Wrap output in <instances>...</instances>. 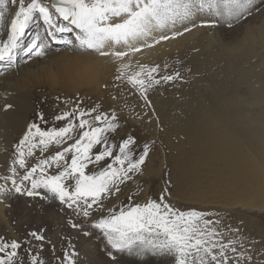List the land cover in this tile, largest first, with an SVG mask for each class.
Segmentation results:
<instances>
[{
	"label": "rangeland",
	"instance_id": "obj_1",
	"mask_svg": "<svg viewBox=\"0 0 264 264\" xmlns=\"http://www.w3.org/2000/svg\"><path fill=\"white\" fill-rule=\"evenodd\" d=\"M9 1L10 5H7V7L9 10H12L15 5L11 3V0ZM45 3L50 4L51 0H45ZM3 7L5 6L0 5V9ZM8 18L7 14L5 20L7 21ZM209 19L212 18L200 16L199 18L197 17L195 23L197 26H200L203 20ZM60 23L68 25L67 21H60ZM68 26L72 27L71 25ZM33 28H37L41 31L44 30L46 33L47 25L44 24L39 16H34L26 28V33ZM199 30L202 31L199 37L203 45H206L205 48L211 52L215 51L214 56L217 61H220L221 70L219 69L216 72L218 79H222L223 84L226 86L236 84L239 88L237 87L238 90L236 91L237 93L234 94L233 99L231 97V102L233 104L236 103L234 104L236 105L234 111L222 115L223 117L226 116L225 118L228 119L230 117L229 120L231 121H228V123L231 124H229V126L227 123V125L225 124L229 128L217 123L206 124L209 128L206 129V132H208L207 135L212 137L213 140L208 146H210L211 149L218 150V152L211 150L213 151L212 153L209 147L208 150H205L207 152H200L203 155L199 152H197L199 153L198 157L196 156L197 153L195 157L192 155L195 159L190 157V155L186 157V148L184 147L187 144L183 141L186 138L182 139V143H179V145H177L178 141H175V145V142H172L170 138L171 130L164 124L162 125V118L158 117V113L154 112L153 105L149 101H146L143 95L133 93L134 88L126 83V80L125 83L127 87L121 90L119 85L111 83V86L110 82H108L115 76H110V80H105L101 72L98 73L97 71L89 69L90 61L89 59L87 60L85 54L90 55L94 53H90L87 50H78L75 53V55L77 54L76 56H70L66 53L67 50L73 51V49L67 46L64 41L68 39L74 40L75 29L73 32L57 33L54 39L56 46L51 42L53 40L51 37H48L47 34L43 36L44 42L48 45L43 57H36L34 52L31 54L26 52V54H22L23 57L20 56L14 59L11 66L6 65L4 61H0V79L2 78L7 81L8 73L14 68V71H19L16 75L14 74L11 77L13 82L17 80L20 81V85L18 84L16 91L26 95L32 102L34 101L33 105L35 106L32 107L34 108L33 110L31 109L33 112L30 111L28 115V124L35 122L45 129H48V127L51 129L53 127L64 126L66 121H57L55 119L56 115L64 111L72 110L79 98V100L83 101V107L85 108L91 109L97 107L99 112L109 115L115 112L119 127L116 132L108 134V142L110 145H118L123 139L130 135L136 141V144L133 146L134 152L136 155H139L144 144H150L151 150L145 164L142 166V173L133 175L131 180L121 185V191L119 193L105 201L106 210L113 206L120 207L126 205L129 202V196H132L135 202L141 203L146 201L149 197L158 199L164 189L167 188L169 203L173 204L175 207L181 210L195 209L197 211L206 212L209 214L206 217L207 219L213 222L219 221L216 227L222 233V242L228 243L229 240L234 241L235 247L237 248L236 254L231 251L227 253L232 264H235L238 258L240 259V264H264V0H254L252 15L234 22L231 27L220 22L215 27L200 26ZM24 38L25 36L22 37V39ZM30 43L31 42H28L26 44L29 46ZM37 43L40 42L38 41ZM199 49L201 50V48ZM28 62L32 63V65ZM28 71L34 72V75L27 77ZM13 73L12 71L11 74ZM194 77H191V79ZM113 80L117 79L114 78ZM203 84L200 86L202 89L198 88V91L200 90L199 93L201 90L207 92V87L208 91L212 90L207 83ZM163 95L164 94H162L161 97ZM196 96L198 97L199 94ZM31 98H33V100ZM39 100L41 103H39ZM42 101L44 102L42 103ZM41 105L43 106L40 109ZM35 110H37V112ZM54 113L56 114L54 115ZM41 114L44 115L43 121L39 118ZM208 119L212 120V116H208L207 121ZM59 123L61 124L60 126ZM231 125H233V127ZM224 127L227 132L225 129H219ZM210 131L214 133L211 134ZM18 136H21V133ZM173 137H176L175 133ZM237 139L239 140L237 141ZM220 141L223 142L224 147L219 145ZM18 142L19 139L13 141V145L10 147L12 150H10V153L6 152L9 156V167L16 156V152H14L15 148L13 149V147H16ZM71 142L73 141H68V143ZM179 142H181V140H179ZM227 143L231 147L227 146ZM233 143H237L236 146L235 144L233 145ZM56 147L55 145H51L43 154L38 148L33 157L27 158L28 164L30 166L34 165L39 160L37 158L41 159L45 155L54 154ZM102 147L103 145H97L93 151L96 152ZM0 149H3L1 144ZM4 149L2 151H4ZM52 149H55V151ZM226 150L229 152L232 151L233 153L237 151V157L231 158V161H233L231 164H233V166L235 164L236 167L229 168L226 165L227 169L224 165L222 169H218L217 166L221 167L224 161L220 158V160H218L216 158L218 156L216 155L221 154L219 157H222V154H224ZM115 152L118 154V148L115 149ZM37 153L41 154L37 155ZM208 153H211L212 155H210L213 157H209L210 155L208 156ZM179 156H182V158L185 156L186 159H183L185 162L182 158H179ZM214 157L216 158L214 159L215 162L213 159L210 160ZM33 158L36 160L34 161ZM177 158L184 162V164H182V162L181 164L184 165V167L186 166L185 168L179 164L180 160L177 161ZM111 159L112 158H107L106 161H102L100 166L89 165V171L99 170V167L111 163ZM188 160L190 164H186ZM219 161H221L220 165L217 164ZM173 162H176L174 165L181 170H179L180 172L178 169L175 171L176 168L173 166ZM237 164L240 166L238 165L239 167H237ZM179 165H181V168L184 170L178 167ZM186 168H188V175L185 172V175L182 176L184 179L182 177H177V174L179 176L180 173L186 171ZM172 169L178 173L174 175L175 172H173ZM18 170L19 172L23 171L21 169ZM218 170H222L223 172H219ZM48 171L49 174H56L57 169L53 167ZM170 171L173 173H170ZM10 174L8 173V175ZM171 174L174 176L172 177ZM181 175L182 174H180V176ZM176 177L177 179L179 178V181L175 180ZM233 178H235V180ZM178 185H181V187ZM41 191L43 192V190ZM11 196V200L10 195L6 197L7 200L9 199L13 202L9 200L8 203L6 202V221H8L9 224L11 222L13 224L1 223V229L3 227L2 231L8 234V237L4 239L11 241L14 237L16 240L18 238V241L23 239L21 242H25L27 241L25 239L31 240L29 236L31 231H37L46 237V240L42 241V243L41 241L35 242V240H31V244L35 246L34 248L31 244H24V248L20 250V259L24 261V264H31V254L37 253H39L37 255L43 260L44 264H60L63 253L65 250L69 249V245H71L77 253L75 256L76 264H172L170 259L164 260L161 257L152 256L147 253L138 256L135 253L129 254L127 251L115 254L117 258L116 260H112L107 254L112 250L109 246H106V241L102 234H100L98 230L89 228L87 225H85L83 229L71 228L69 225L70 218L74 222L81 223L83 217H77L72 210L64 205H59L58 203L60 202L58 200L51 198L46 200L40 199V197H37L35 200V198L30 197L31 199L29 201V199H25V196L17 195L16 197V194ZM241 204H244L246 207ZM9 206H12V209L8 208ZM53 207L55 210H51V214L48 208L54 209ZM9 209L12 211H9ZM13 210H15V212ZM104 214H107V211H105ZM39 215L41 222L37 217ZM99 215L100 213L98 212L94 213L92 219L98 218ZM19 217L20 219H18ZM26 218L30 220H26ZM16 221L18 222L16 223ZM24 221H26V223ZM38 221L39 224H37ZM33 222L35 225H33ZM46 222L48 223L46 224ZM15 224H20V226ZM10 226H13V228ZM15 226L17 228H15ZM21 227L22 229H20ZM4 228H6V231ZM8 228H10L9 232L13 229L14 234L13 231H11L10 234ZM14 228L18 230L16 231ZM84 231H89L90 235H84ZM20 232L21 234H19ZM10 235H12V239L11 237L9 238ZM43 242L45 244L47 243V246L40 247L41 244L44 245ZM28 245L31 246L27 248ZM28 249H31V254L28 253ZM240 252L244 253V257H238V253ZM247 257H251V259L248 260Z\"/></svg>",
	"mask_w": 264,
	"mask_h": 264
},
{
	"label": "snow or ice",
	"instance_id": "obj_2",
	"mask_svg": "<svg viewBox=\"0 0 264 264\" xmlns=\"http://www.w3.org/2000/svg\"><path fill=\"white\" fill-rule=\"evenodd\" d=\"M11 3L16 9L8 23L6 39H0V61L12 65L25 29L34 16H39L47 25L48 37L55 39L57 33L75 29L74 40L64 41L67 46L118 61L115 78L137 88L146 101L153 85L174 81L180 78V73L157 78L159 65L143 64L130 71L131 65L125 58L129 53L141 51L137 42L151 48L175 39L196 27L199 16L212 18L203 20L200 26L215 27L223 22L231 27L234 22L251 16L254 8V0H51L50 4L45 0H11ZM8 11L6 6L0 11V27L5 25ZM60 21H67L72 27ZM179 27H183V31ZM167 31H171L170 36ZM47 47L43 41H33L27 52L43 57ZM12 107L6 104L4 111ZM39 118L44 120L42 114ZM55 119L66 123L51 129H44L35 122L27 125L15 147L16 156L9 167L11 174L0 177L5 181L0 184V203L13 194L58 200L77 217H83L81 223L70 218L71 228L83 229L87 225L102 234L106 246L112 250L107 253L112 260H116L115 254L127 251L138 256L147 253L170 259L172 264H232L227 253L236 254L237 248L234 241L222 242V233L216 227L219 221L207 219L206 212L175 207L169 203L167 188L158 199L149 197L141 203L129 196L126 205L106 210L105 201L119 193L121 185L133 175L142 173L151 150L150 144L145 143L136 155L133 149L136 141L130 135L118 145L109 144L108 134L119 127L115 112L109 115L99 112L97 107L85 108L78 98L72 110L61 112ZM51 145L57 146L54 154L43 156L34 165L28 164L27 158L33 157L38 148L43 154ZM97 145L103 147L94 152ZM107 158H112L111 163L89 171V165L100 166ZM53 167L57 169L56 174H49L48 170ZM18 169H22L23 174ZM97 212L99 217L92 219ZM84 235L90 232L84 231ZM29 236L31 240H45L42 233L36 231H31ZM31 240L8 241L0 237V264H24L20 250L25 243L31 244ZM28 253L31 254V249ZM31 255V264H44L37 254ZM76 255L69 245L60 264H76ZM238 257H244V253H238ZM235 264H240L239 258Z\"/></svg>",
	"mask_w": 264,
	"mask_h": 264
},
{
	"label": "bare ground",
	"instance_id": "obj_3",
	"mask_svg": "<svg viewBox=\"0 0 264 264\" xmlns=\"http://www.w3.org/2000/svg\"><path fill=\"white\" fill-rule=\"evenodd\" d=\"M0 5H3V6H6L7 5H10V1L9 0H0ZM8 8V7H7ZM4 9V7L2 9H0V11H2ZM16 9V5L14 6V8L12 10H9L8 12L5 13V16L8 14V19L7 21L5 20V25L3 27H0V39H6V33H7V26H8V23L10 21V18H11V15L14 14V11ZM200 17V16H199ZM198 17V18H199ZM199 20V19H198ZM197 25V24H196ZM189 27H191V25H189ZM200 26H196V27H193L192 30L190 32H185L182 36H178L176 37L175 39H169V40H166V41H162L161 43L159 44H156L154 47H151V48H147V47H143L142 44H140V42H137V45L141 47V51L139 52H136V53H129V56L125 58V62L129 63L131 65V69L130 71H133V70H136L137 69V65L138 64H143V65H147L148 67H154V66H157L159 65V73L158 74H155L157 78H159V76L161 75H166V74H174L175 72H179L180 73V78L174 80V81H168V82H163L161 81V83L159 85H153L147 92V101H149L152 105H153V109H154V112L158 113V117H161L162 118V125L164 124L166 127H168L170 130H171V136L170 138L172 139V142H175V141H178V144L179 143H182V139H184L183 141L186 142V146L184 148H186V151H185V154H186V157H188L190 155V157H192V155H194L195 157V154L197 152H207L205 151L206 149L208 150V148L210 146L209 143L211 142L212 143V137H209L207 135L208 132H206V129L208 128L206 125L207 123H217V124H222L223 126L227 123L228 126L229 124L231 123H228V121H231L229 120L228 118H225L223 117L222 115L224 113H231L234 111L235 109V106L234 104L236 103H232L231 100L233 99V96L235 93H237L236 91L238 90L239 86L236 85V84H233L232 86H226L225 84H223L222 82V79H218V76L216 74L217 70H221V66H220V61H217L215 56H214V52H211V51H208L205 46L206 45H203L202 43V40L200 39ZM179 30L180 31H183V27H179ZM26 29H25V32H24V35L25 38L22 39L21 38V41H20V47L16 50V53H15V56H14V59L22 56V54H26L27 52V48L29 46L32 45L33 41H36V42H41V40L44 42L43 40V36L46 35V33L37 28H33L29 31H27L26 35ZM169 36L171 34V31H167V33ZM154 35L158 36L159 33H154ZM37 37H39V40H37ZM245 37V36H244ZM27 38V39H26ZM54 40V39H53ZM51 41L53 43L54 46H56L55 44V40L54 41ZM57 41V40H56ZM28 42H31L30 45L28 46ZM62 42V41H61ZM45 43V42H44ZM149 43H151V40H149ZM201 48V50L199 49ZM72 49V48H71ZM210 50V49H209ZM78 50H73V51H68L67 50V54L70 55V56H74L75 53L77 52ZM21 53V54H20ZM28 53V52H27ZM47 55V54H46ZM77 55V54H76ZM75 55V56H76ZM80 55V54H79ZM78 55V56H79ZM86 57H87V60L89 59L90 63H89V69L93 70V71H97L98 73L101 72L103 74V77L105 80H110V76H115L117 75V67H118V64L119 62L118 61H114L112 60L111 58H106V57H100L98 55H95V54H85ZM49 56V55H48ZM47 56V57H48ZM46 57V58H47ZM85 57V56H84ZM192 58V59H191ZM86 59V58H85ZM37 60V59H36ZM43 60H46V59H43ZM14 61V60H13ZM30 62V61H29ZM28 62V63H29ZM34 63V62H33ZM6 65H8V63L6 62L5 63ZM30 65H32V63H29ZM29 65V66H30ZM27 66V65H26ZM15 69V68H14ZM14 69L12 70L14 73L11 74L8 73L7 75V81H5V79H0V144L1 146L3 147L4 151H2L0 149V177H4V176H8V173L10 174V171H9V165L8 163L9 162V156L6 152L10 153V150H12V145H13V141H15L16 139L20 140L22 139L25 131L27 130L26 129V126H27V119H28V115L31 111V109L33 110L34 108H32L34 105V101L32 102L26 95L22 94V93H18L16 91L17 89V86L18 84L20 83L19 80H17L16 82H13L11 77L17 72L19 71H14ZM21 69V68H19ZM23 69V67H22ZM34 72L32 71H28V76L27 77H31L33 76ZM195 74V75H194ZM101 75V74H100ZM109 77H107V76ZM195 76V77H194ZM102 77V76H101ZM107 77V78H106ZM113 77V79L115 78ZM191 77H194L191 79ZM11 79V80H10ZM111 79V81H108L110 82V84H117L121 87V90L125 89L127 86H126V83H125V80H113ZM201 81V82H199ZM200 84H198V83ZM207 83L209 85V87H211L212 90H209L208 91V87L206 88L207 92H204V90L199 93L198 91V88H201L200 86L203 84V83ZM111 84V86H112ZM20 85V84H19ZM130 85V84H129ZM128 85V86H129ZM199 85V87H198ZM204 85V84H203ZM206 85V86H208ZM132 86V85H131ZM130 86V87H131ZM114 87V86H113ZM238 87V88H237ZM39 88V87H38ZM134 88V87H133ZM128 89V88H127ZM130 89V88H129ZM202 89V88H201ZM136 91V92H134ZM134 91L133 93H139L141 94V92L137 89V88H134ZM24 93V92H23ZM27 94V93H26ZM164 94L162 97L161 95ZM199 96L197 97L196 95ZM32 95V94H31ZM142 95V94H141ZM34 97V96H33ZM58 97V96H57ZM232 97V99H231ZM41 98V96H40ZM33 100V98H31ZM36 99V98H34ZM52 100V99H51ZM38 101V100H37ZM44 101H42L43 103ZM55 102V101H53ZM12 104L13 107L11 109H9L7 112L4 111V106L6 104ZM39 103L40 100H39ZM43 105L40 106V109L42 108ZM35 107V106H34ZM37 109V108H36ZM39 109V108H38ZM53 109V108H52ZM43 110V109H42ZM37 112V110H35ZM54 111V110H53ZM56 111V110H55ZM33 112V111H31ZM43 112V111H42ZM48 113V112H47ZM33 114V113H32ZM37 114H40V113H37ZM36 114V115H37ZM45 114V113H44ZM56 113H54L55 115ZM226 114V115H227ZM34 115V114H33ZM58 115V114H57ZM221 115V116H220ZM44 116V115H43ZM211 117L212 116V120H209L207 121V117ZM40 117V116H39ZM52 117V116H51ZM36 118V117H35ZM34 118V119H35ZM160 118V119H161ZM34 121V120H33ZM39 121V120H38ZM32 122V121H31ZM55 122V121H54ZM63 122V121H62ZM43 123V122H42ZM58 123V122H57ZM46 124V123H45ZM226 124V125H227ZM233 124V123H232ZM43 125V124H42ZM56 125V124H55ZM61 124L59 123V126ZM225 125V127H227ZM44 126V125H43ZM58 126V124H57ZM63 126V125H62ZM233 127V125H231ZM235 126V125H234ZM218 127V125H217ZM219 128V129H225L226 128ZM231 127V128H232ZM229 128V127H227ZM45 129V128H44ZM47 129V128H46ZM49 129V127H48ZM209 129V128H208ZM212 129V128H211ZM214 129V128H213ZM216 129V128H215ZM224 131V130H223ZM211 132V131H210ZM215 132V130H214ZM214 132H211L214 133ZM227 132V130H226ZM21 133V136H18L19 134ZM174 133L176 134V137H173L174 136ZM197 133V134H196ZM231 133V132H230ZM235 133V132H234ZM173 134V136H172ZM240 135V134H239ZM264 135V134H263ZM177 136H178V139H177ZM188 136V137H187ZM237 136V135H236ZM183 137V138H181ZM225 137V136H224ZM223 137V138H224ZM181 138V139H180ZM211 138V139H210ZM230 138V137H229ZM237 138V137H236ZM240 138V137H239ZM177 139V140H176ZM217 139V138H216ZM225 139H228V138H225ZM179 140H181V142H179ZM215 140V139H214ZM236 140V139H235ZM239 139H237L238 141ZM218 141V140H217ZM17 142V141H16ZM227 142V141H226ZM233 142V140H232ZM236 142V141H235ZM214 143V142H213ZM222 143V144H220ZM219 145L220 146H223L224 147V144L223 142L220 141ZM230 143V142H229ZM15 144V143H14ZM176 145V142L174 143ZM235 143H233L234 145ZM237 144V143H236ZM235 144V146H236ZM181 145V144H180ZM185 145V144H184ZM213 145V144H212ZM227 146L228 143L226 144ZM232 145V147H233ZM203 146V147H201ZM218 146V145H217ZM226 146V147H227ZM201 147V148H199ZM231 147V146H229ZM15 147H13L14 149ZM55 148V147H54ZM199 148V149H198ZM236 148V147H235ZM224 149V148H223ZM15 150V149H14ZM55 151V149H52ZM197 150V151H196ZM213 150V151H216L215 149H211L210 147V151ZM39 151V150H38ZM209 151V152H210ZM213 151H211L213 153ZM222 151V150H220ZM256 151V150H255ZM12 152V151H11ZM15 152V151H14ZM37 152V151H36ZM41 152V151H40ZM183 152V151H182ZM218 152V150L216 151ZM223 152V151H222ZM175 153V152H174ZM197 153V157H198V154ZM14 154V153H12ZM16 154V153H15ZM14 154V155H15ZM41 154V153H40ZM37 153V155H40ZM201 154V153H200ZM211 153H208V156L210 155ZM217 154V153H216ZM215 154V155H216ZM45 155V154H44ZM177 155V154H176ZM181 155V154H180ZM188 155V156H187ZM203 155V154H201ZM200 155V156H201ZM212 155V154H211ZM209 156V157H213V156ZM214 155V154H213ZM237 151H234V153L232 151H225L224 154H222V157H219L221 156V154L219 155H216L218 157H216L218 160H222L224 161V163L221 164V167H218V169H222L225 165V167L227 168V166L229 168H234L236 167L235 164L233 166V164H231L233 161H231L233 158L237 157ZM261 155V154H260ZM42 156V155H41ZM46 156V155H45ZM189 157V158H190ZM196 157V158H197ZM15 158V157H14ZM43 158V157H42ZM175 158V157H174ZM179 158H182V156H179ZM193 158V157H192ZM191 158V159H192ZM215 157L214 158H209L210 160L213 159H216ZM220 158V159H219ZM232 158V159H231ZM243 158V157H242ZM241 158V159H242ZM31 159V158H30ZM40 160V158H37ZM183 159H186L185 156H183L182 160ZM188 159V158H187ZM195 159V158H193ZM192 159V160H193ZM208 159V160H209ZM239 159V158H238ZM237 159V160H238ZM28 160V159H27ZM34 160V158H33ZM36 160V159H35ZM34 160V161H35ZM172 160V159H171ZM176 160V159H175ZM180 160V159H179ZM178 158H177V161H179ZM182 160H180L179 164H181ZM216 160V161H218ZM245 160V159H244ZM33 161V162H34ZM170 161V160H169ZM184 161V160H183ZM187 161V160H186ZM197 161V160H195ZM212 161V162H213ZM32 162V163H33ZM185 162V161H184ZM184 162H182V164H184ZM190 161L188 160V162H186V164H190L189 163ZM192 162V161H191ZM215 162V161H214ZM220 162L217 163L220 165ZM12 163V162H11ZM174 163L176 162H173V166L175 167ZM194 163V162H193ZM198 163V162H197ZM181 164V165H182ZM213 165H216L214 163H212ZM181 165H179L178 167L181 168ZM227 165V166H226ZM239 164H237V167ZM183 168L184 165H182ZM193 166V165H192ZM259 166V165H258ZM248 167V166H247ZM257 167V166H255ZM170 168V167H169ZM177 171L180 170L179 168L175 167ZM174 168V169H175ZM181 168V169H183ZM242 168V167H241ZM187 169L186 168V171H183V173H180L182 174L180 176H178V172H175L174 175L177 174V177H182L185 175V172L187 173ZM228 169V168H227ZM244 169V168H243ZM22 170V169H21ZM184 170V169H183ZM19 171V170H18ZM54 171V170H53ZM181 171V170H180ZM179 171V172H180ZM213 171V170H212ZM217 171V170H216ZM219 172L222 171V170H218ZM23 173V171H20ZM170 171V173H173ZM189 172V171H188ZM192 172V171H191ZM210 172V171H209ZM215 172V171H214ZM218 172V173H219ZM223 172V171H222ZM21 173V174H22ZM239 173V172H238ZM169 174V173H168ZM222 174V173H221ZM172 175V174H171ZM172 175V177L174 176ZM188 175V173H187ZM195 175V173H194ZM220 175V174H219ZM245 175V174H244ZM170 176V174H169ZM236 176V175H235ZM177 181H179L178 179ZM245 177V176H244ZM247 177V176H246ZM251 177V176H250ZM184 179V177H182ZM181 178V179H182ZM216 178H219V177H216ZM237 178V177H236ZM240 178V177H239ZM18 179V178H17ZM231 179V178H230ZM235 180V178H233ZM174 180V182H175ZM245 180V179H244ZM239 181V180H238ZM243 181V179H242ZM237 182V180H236ZM252 182V181H251ZM5 181L3 179H0V184H4ZM172 183V182H171ZM176 183V182H175ZM173 184V183H172ZM194 184V183H193ZM177 185V184H175ZM236 185V184H235ZM10 186V182H9V185ZM179 186V185H178ZM222 186V185H221ZM250 186V184H249ZM181 187V185L179 186ZM246 188V187H245ZM42 190V189H41ZM241 190V189H240ZM195 191V190H194ZM42 192V191H41ZM197 192V191H196ZM264 192V191H263ZM246 194V193H245ZM249 194V193H248ZM244 195V194H242ZM15 196V195H14ZM13 196V198H14ZM21 196V195H20ZM264 196V194H263ZM262 196V197H263ZM7 197V196H6ZM6 197H4V202L3 203H0V237H3V238H7L8 237V234H6L4 231H2L1 229V223H5V224H9L7 220V204L6 202L8 203V200L6 199ZM11 195H10V200H11ZM16 197H17V194H16ZM26 198L25 199H29L30 201V197H27L25 196ZM252 197V195H251ZM255 197V196H253ZM9 198V197H8ZM245 198L247 199V197L245 196ZM250 198V197H248ZM256 198V197H255ZM22 199V198H21ZM37 199V197L35 198V200ZM41 199V198H40ZM38 199V200H40ZM240 199V198H239ZM237 199V200H239ZM254 199V198H253ZM9 200V201H10ZM17 200V199H15ZM14 201V199H13ZM12 202V201H10ZM9 202V204H10ZM17 202H19L17 200ZM16 202V204H17ZM35 202V201H34ZM53 202V201H52ZM57 202V201H56ZM202 202V201H201ZM243 202V201H242ZM241 202V203H242ZM13 203V202H12ZM11 203V204H12ZM15 203V201H14ZM21 203V202H20ZM38 203V202H37ZM42 203V202H41ZM46 203V202H45ZM250 203H251V200H250ZM249 203V204H250ZM254 203L256 204V202L254 201ZM19 204V203H18ZM35 204V203H34ZM49 204V202H48ZM59 205H61L60 203H58ZM57 204V205H58ZM245 204V203H244ZM244 204H241V205H244ZM50 205V204H49ZM58 205V206H59ZM246 205V204H245ZM244 205V206H245ZM14 206V205H13ZM33 206V205H32ZM37 206V204H36ZM42 206V205H41ZM51 206V205H50ZM56 206V205H55ZM252 206V204H251ZM12 207V206H11ZM10 206L8 208H11ZM45 207V206H44ZM49 207V206H48ZM246 207V206H245ZM248 207V205H247ZM17 208V207H16ZM54 208V207H53ZM251 208V207H250ZM264 208V207H263ZM12 209V208H11ZM14 209V208H13ZM58 209V208H57ZM252 209V208H251ZM48 210L51 212L52 214V211L51 210H55L54 209H49ZM47 210V211H48ZM9 211H12L9 209ZM15 212V210H13ZM37 211V209H36ZM13 212V213H14ZM17 212V211H16ZM43 212V211H42ZM11 213V212H10ZM9 213V214H10ZM12 213V214H13ZM19 213V211H18ZM26 213V212H25ZM8 214V215H9ZM14 215V214H13ZM16 215V214H15ZM19 216V215H18ZM16 216V217H18ZM23 216V215H22ZM30 216V215H29ZM57 216V215H56ZM10 217H13V216H10ZM9 217V218H10ZM21 217V216H20ZM20 217L18 219H20ZM35 217V216H33ZM38 219L40 217L37 216ZM35 217V218H37ZM42 217V216H41ZM47 217V216H46ZM45 217V218H46ZM8 218V219H9ZM31 218V217H29ZM49 218V217H48ZM11 219V218H10ZM17 219V218H16ZM24 219V218H23ZM28 218H26L27 220ZM41 219V218H40ZM39 219V221H40ZM50 219V218H49ZM30 220V219H28ZM34 220V218H33ZM19 221V220H18ZM16 221V223L18 222ZM22 221V220H21ZM39 221L37 224H39ZM47 221V220H46ZM54 221V220H53ZM61 221V220H60ZM11 222V221H10ZM15 222V221H14ZM26 223V221H24ZM23 222V223H24ZM37 222V221H36ZM41 222V221H40ZM50 222V221H49ZM12 223V222H11ZM10 223V224H11ZM34 223V222H33ZM31 223V224H33ZM48 222H46L47 224ZM9 224V225H10ZM13 224V223H12ZM22 224V223H21ZM45 224V223H43ZM54 224V223H53ZM17 226H20V224H15ZM29 225V224H28ZM35 225V223L33 224ZM32 225V226H33ZM41 225V224H40ZM38 225V226H40ZM50 225V224H49ZM3 226V224H2ZM43 226V225H41ZM46 226V225H45ZM51 226V225H50ZM8 227V226H6ZM13 228V226H10ZM30 227V225H29ZM56 227V226H55ZM15 228H17L15 226ZM14 228V229H15ZM34 228V227H33ZM5 231H6V228H4ZM9 229L8 228V232H9ZM22 229V227L20 228ZM37 229V228H36ZM54 229V227H53ZM59 229V228H58ZM16 230V229H15ZM18 230V229H17ZM16 230V231H17ZM25 230V229H24ZM39 230V229H37ZM2 231V232H1ZM13 231V229L11 230ZM10 231V232H11ZM31 231V230H30ZM7 232V233H8ZM9 232V233H10ZM37 232V231H36ZM43 232V231H42ZM18 233V232H17ZM29 233V232H28ZM11 234V233H10ZM13 234H14V231H13ZM21 234V232L19 233ZM24 234V233H23ZM26 234V233H25ZM16 236V235H14ZM24 236V235H23ZM44 236V235H43ZM49 236V235H48ZM11 237L12 239V235L9 236V238ZM8 238V239H9ZM24 238V237H23ZM26 238V237H25ZM50 238V237H49ZM14 239V237H13ZM16 239V238H15ZM22 239V238H20ZM48 239V238H47ZM7 240V239H5ZM18 240V238H17ZM23 240V239H22ZM20 240V241H22ZM25 240H28V239H25ZM45 240H46V237H45ZM50 240V239H49ZM36 242V241H35ZM34 243V242H33ZM42 243V242H41ZM44 243V242H43ZM27 244V243H26ZM36 244V243H35ZM47 244V243H46ZM44 243V247L46 245ZM55 244V243H54ZM32 245V244H31ZM31 245H28L27 248ZM34 245V244H33ZM32 245V246H33ZM38 245V244H36ZM47 246V245H46ZM35 246H33L34 248ZM32 248V247H31ZM50 248V247H49ZM58 248V247H57ZM46 249V248H45ZM61 249V248H60ZM37 250V249H36ZM62 250V249H61ZM44 251V250H43ZM46 251V250H45ZM36 252V251H35ZM48 253V252H47ZM21 254V253H20ZM39 254V253H37ZM42 254V253H41ZM40 254V255H41ZM50 254V253H49ZM51 255V254H50ZM46 256V255H45ZM43 258V257H42ZM26 260V259H25ZM26 262V261H25ZM46 262V261H45ZM46 264V263H45Z\"/></svg>",
	"mask_w": 264,
	"mask_h": 264
}]
</instances>
